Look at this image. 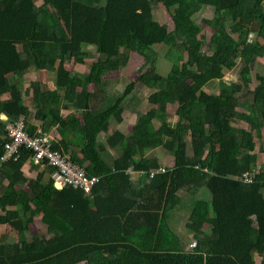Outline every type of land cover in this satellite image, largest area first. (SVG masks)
Returning a JSON list of instances; mask_svg holds the SVG:
<instances>
[{"label": "trees", "instance_id": "obj_1", "mask_svg": "<svg viewBox=\"0 0 264 264\" xmlns=\"http://www.w3.org/2000/svg\"><path fill=\"white\" fill-rule=\"evenodd\" d=\"M157 5L170 13L172 31L155 20ZM205 6L214 8L204 19L213 32L208 42L194 19ZM156 45L168 48L166 75ZM87 48L96 55L89 71L71 74L65 62L84 64ZM133 52L149 68L112 97L104 77L126 67ZM260 58L264 0H0V158L7 122L23 120L30 136L54 129L52 149L100 177L89 193L56 188L55 170L46 164L28 179L23 168L33 164V152L20 148L0 170V211L18 235L8 242L0 234V264H264V164L257 154L264 153V75L250 89ZM30 68L55 73L56 89L39 81L24 87ZM235 69L238 80L225 82V71ZM215 81L220 93H207ZM136 85L152 90L151 109L137 113L129 135L110 133L112 122L122 123L137 107L128 98ZM30 92L31 114L24 106ZM243 101L247 112L237 110ZM169 103L177 104L175 123ZM153 120L161 123L154 136ZM240 122L250 129L234 126ZM101 134H109L105 144ZM222 134L226 139L214 146L210 138ZM157 148L173 157L172 167L151 155ZM245 173L254 175L252 183L244 182ZM186 188H205L211 197L192 204L186 228L196 244L190 250L169 225ZM37 216L44 232L28 235Z\"/></svg>", "mask_w": 264, "mask_h": 264}, {"label": "rangeland", "instance_id": "obj_2", "mask_svg": "<svg viewBox=\"0 0 264 264\" xmlns=\"http://www.w3.org/2000/svg\"><path fill=\"white\" fill-rule=\"evenodd\" d=\"M36 5H40V1L36 2ZM214 16V8L211 6H205L202 11H200L198 14L195 15L194 19L197 23L202 25L204 31L203 34L205 35L206 42L209 41L211 35H212V30L208 28L204 24V19H211ZM154 18L157 21L158 24L163 25L170 31L174 29V23L172 21V17L170 13L166 10V8L163 5H157V7L154 9ZM89 51L87 58L85 59L84 64H77L75 63L72 59L69 60L68 62H65L64 67L73 75L76 76H83L86 75L87 72L89 71V64L92 62L95 58L96 55H94V52L91 48H87ZM156 52L159 53L158 57V63H159V68L161 72L164 75H166L171 68V64L169 60L165 58V55L167 54L168 48L166 46H161V45H156L155 46ZM206 52V49H204ZM256 68L252 71V82L250 84V89H254L255 86L259 83L257 80V75L261 74L264 75V58L258 59ZM149 66L145 63V58L137 53H131L130 54V61L126 67H123L120 71L116 72H111L108 75H106L104 78L109 81L107 87L108 93L113 95L121 93L125 90L126 86L132 82L136 81L138 77L141 75L142 72H145ZM168 70V71H167ZM238 80V69L235 70H226L224 74V81L225 82H234ZM32 81H39L42 83L47 89H56L55 85V73H50L47 71H37L34 68H30L28 73L24 76V87L27 86L28 82ZM80 87H78V90ZM89 91H91L92 85H88L87 88ZM207 93H214V94H219L220 93V85L219 81H215L211 84V86L205 87L204 88ZM152 92V90L147 89L145 86L142 85H136L134 91L131 93V95L128 97L130 102V105H137V107L133 110V112H126L124 113V121L122 123H116L115 121L112 122V128L111 130L113 131L115 128L120 129L125 135H129L131 131L133 130L136 122L138 112L146 113L151 109L150 103L148 101V96ZM60 95H62V92L59 91ZM128 98L126 100V103H128ZM61 102H64L63 99H61ZM248 102V99L247 101ZM246 102L243 101L242 105H239L237 110L240 112H247L248 111V106ZM128 104V106H129ZM24 106L27 109L28 112L33 113L34 108L32 104V99H31V92L29 95L25 97L24 100ZM129 110V109H127ZM168 113L170 115L169 120L172 123H175L178 118L176 115V110H177V104L174 103H169L168 104ZM68 111L62 110V114L65 115L67 114ZM161 123L158 120H153L149 123V129L151 131V134L154 136L159 132ZM236 127L242 128L244 130H249L250 126L246 122H240L236 123ZM263 138H264V128H263ZM56 133L54 129L49 131V134L53 135V133ZM57 135V134H56ZM109 134H101L99 137V141L103 144L106 143V139ZM223 135V134H222ZM211 142L216 145L217 147L219 146V141H217L216 136L210 138ZM256 143L260 146V141L258 139H255ZM258 151V149H257ZM208 153V152H207ZM257 154L260 157V162L261 164H264V153L260 152ZM112 155L115 157L116 153L112 151ZM151 155L157 157L160 159V161L163 163H166L165 166L169 167L172 165L173 160L170 157L171 155L168 154L164 149L162 148H157L154 151H151ZM9 209H14V207H10ZM192 207H189V212L191 213ZM5 212L0 211V234H7L9 235L8 237V242H15L18 239L17 232H15L10 226L9 223L6 222L7 217L5 216ZM11 219V218H8ZM41 226V222L39 221V217H35L33 219V222L29 225V230H28V235H32L33 233L36 232H44V227Z\"/></svg>", "mask_w": 264, "mask_h": 264}, {"label": "built area", "instance_id": "obj_3", "mask_svg": "<svg viewBox=\"0 0 264 264\" xmlns=\"http://www.w3.org/2000/svg\"><path fill=\"white\" fill-rule=\"evenodd\" d=\"M1 118L8 121L7 117L1 116ZM6 133L8 141L4 146V154L0 158V170L1 166L12 158L17 159L20 148L24 147L33 152V164L43 167L46 164L54 168L55 172L52 174V178L58 189L69 185L82 188L89 193L100 178L99 176L89 177L84 169L71 162L67 156L53 150L52 139L48 134L30 136L25 130L23 120L7 122ZM243 180L246 184H250L254 181V175L245 173Z\"/></svg>", "mask_w": 264, "mask_h": 264}, {"label": "crops", "instance_id": "obj_4", "mask_svg": "<svg viewBox=\"0 0 264 264\" xmlns=\"http://www.w3.org/2000/svg\"><path fill=\"white\" fill-rule=\"evenodd\" d=\"M2 116L6 117L4 115H2ZM235 125L236 124H234V126ZM110 133H112V130H110ZM48 135L51 137V139H53V138L55 139L57 137L55 132L53 133V135H51V134H48ZM217 137H218L217 139H220V138L226 139L227 135L223 134V135H220ZM115 158H116V156L115 157L113 156L108 161L110 163H112V161L115 160ZM171 158L173 160V163L169 167H172L174 165V159H173V157H171ZM165 165H166V163L162 164V166H165ZM165 167H167V166H165ZM42 170H43V166H39L38 168H35L34 164L27 162L23 168L24 177H26L28 179H35L37 174L41 173ZM46 177L47 176H45V178ZM5 184H7V182H5ZM209 193L210 192L205 188H199L194 193L190 192V190L186 188V189H183L182 191H180V193H179V196L181 198V203L175 208L174 211L171 212V214L169 216V225L171 226L172 230L177 234V236L180 240L179 245L184 250H190V249L194 248L195 244L193 245V242H196V239L194 238L193 234L189 233V231L186 228L187 222H188L189 217H190L189 207H192V204L194 203V201L202 200V199H204V200L210 199L211 197H210ZM249 201H250V199H249ZM253 201L258 202V197L257 196L254 197V199L252 201L248 202V204H251ZM37 217H39V221H40V216H37ZM249 219L252 220L253 227L257 228L258 227L257 217L251 216ZM40 227L42 228V224ZM210 230H211V227L209 225H206L204 228V232L209 233ZM258 260H259V258H258Z\"/></svg>", "mask_w": 264, "mask_h": 264}, {"label": "clouds", "instance_id": "obj_5", "mask_svg": "<svg viewBox=\"0 0 264 264\" xmlns=\"http://www.w3.org/2000/svg\"><path fill=\"white\" fill-rule=\"evenodd\" d=\"M194 243V242H193Z\"/></svg>", "mask_w": 264, "mask_h": 264}]
</instances>
